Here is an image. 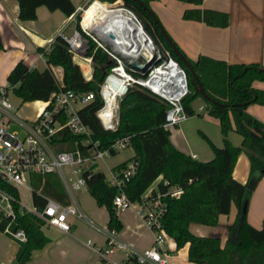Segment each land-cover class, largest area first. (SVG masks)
<instances>
[{"label":"trees","instance_id":"trees-1","mask_svg":"<svg viewBox=\"0 0 264 264\" xmlns=\"http://www.w3.org/2000/svg\"><path fill=\"white\" fill-rule=\"evenodd\" d=\"M115 1L93 0L92 8L80 23L88 25L92 19L110 10L101 2ZM118 1L121 6L134 13L144 31L159 47L168 49L178 65L185 70L188 93L181 99L184 112L187 115L193 114L191 103L195 98H200L206 103V114L219 122L223 143L219 148L210 145L214 153L211 159L199 161L172 145L169 131L162 127L166 102L136 83L128 86L119 100L116 128H102L95 117V111L102 105L98 96L99 85L109 73L111 63L107 53L81 32L78 23L80 13L75 12L71 0H16L17 18L33 20L38 5L45 6L49 11L57 9L66 17L75 13V29L86 39L84 54L91 57V77L84 79L67 43L60 35H55L47 49L37 48L45 59L46 67L42 70L28 68L19 61L8 71L6 85L21 102L44 101L58 89V82L50 69L58 66L62 71V87L75 92H94V98L81 107L78 114L83 123L89 126L92 139L99 141V149L109 148L117 139L128 137L129 147L134 155L127 160L136 162L134 174L123 187V192L130 201H138L140 195L158 177L160 178L156 187L162 192L171 185H178L183 189L178 197L165 196L162 199L166 209L161 224L165 233L174 240L176 247L187 245L188 260L197 264H264V217L261 226L253 228L247 223L245 214L248 196L257 180L264 175V124L246 112L250 103L264 106V90L252 85L253 81L264 82V67L256 63H227L203 54L191 60L180 51L201 84L205 94L203 96L199 93V85L191 70L181 63L161 35L158 22L141 5L142 3L150 9L148 0ZM177 1L194 6L185 8L181 18L202 21L211 27H224L229 22L225 12L199 7L202 0ZM119 9L116 7L111 10ZM124 69L132 76L140 74L129 69L126 63ZM229 131L237 132L241 136L239 145L233 146L229 142ZM51 144L57 151H68L76 147L82 151L86 149V146L81 145V136L66 129L56 132L52 136ZM240 152L245 153L250 164L245 183L235 181L231 175ZM127 160L112 168L120 169ZM87 169L83 173L85 188L94 202L106 209V226L118 231L121 224L111 200L119 191L115 186L106 183L105 176L96 171L94 164L88 165ZM164 181L167 185L162 183ZM30 187L31 202L36 208L44 207L45 197L62 204L69 203L64 186L56 174H31ZM4 188L14 198L11 203L14 211L12 227L21 228L26 236L24 243L19 244L13 264H25L31 257V252L40 249L48 239L41 230L42 220L29 212H19L16 188L9 184L4 185ZM232 203L236 207V217L231 224L226 225L227 232L222 245L218 236H199L190 231V224L216 226L218 216L228 213Z\"/></svg>","mask_w":264,"mask_h":264},{"label":"built area","instance_id":"built-area-1","mask_svg":"<svg viewBox=\"0 0 264 264\" xmlns=\"http://www.w3.org/2000/svg\"><path fill=\"white\" fill-rule=\"evenodd\" d=\"M112 4L106 5L109 7ZM116 7L123 8L132 16L141 30V40L134 41L128 38L122 40V38L98 35L88 28H83L80 19L78 20L81 32L107 53L111 63L109 73L99 85L98 96L102 105L95 111V117L102 128L114 130L117 125L121 85L126 84L128 87L136 83L166 102L167 108L164 112L165 119L162 127L169 131L187 118L181 100L188 93L185 70L178 65L168 49L159 47L144 31L134 13L120 4ZM74 18L72 20H75ZM59 35L67 43L73 59L78 63L87 64L89 71L83 77L89 79L92 72L91 57L84 54L85 37H82L76 29L67 36L62 32H59ZM124 63L129 69L138 71L140 74L132 76L124 69ZM118 68L126 73L128 79L114 91L108 85V80ZM57 84L58 89L54 90L46 100L41 101L42 106L37 108L32 119L18 116V107L9 101V95L12 94L9 86L0 88V223H4V233L18 244L24 243L26 236L21 228L12 227L14 211L11 203L14 198L4 185L9 184L17 191L18 187L29 190L31 187H28L27 183L30 185L31 174L53 173L57 175L67 194L71 196L74 191L85 187L83 173L88 170V165L96 166L112 152L116 153L120 148L129 146L128 137H121L110 144L109 148L99 149V141L92 139L89 126L83 123L78 114V110L94 98V92H75L62 87L61 82ZM108 97H112L110 102L106 101ZM201 109L202 107L199 108ZM12 122L19 126L22 132L21 137L9 130ZM63 129L80 135L81 145L86 146V149L82 151L76 147L68 151L55 150L51 144L52 136ZM135 167V161L127 160L120 169H110L105 181L119 191L111 200L115 213L132 209L152 234L151 244L139 252L133 248L132 243L120 240L114 229L106 227L103 231L106 238L103 246L95 245L91 239L85 242V245L96 253V264H168L169 251L165 245L168 235L161 224L166 206L162 199L165 196L178 197L183 189L178 185H171L163 192L158 189L148 190L140 195L138 201H130L124 194L123 187L134 174ZM162 183L167 185L165 181ZM18 205L20 213L29 212L42 220L44 226L64 232L70 229L66 219L68 216L84 219L94 226L76 202L62 204L45 197V205L41 207L40 212L34 206L28 208L20 204L19 200ZM116 252L122 253V261L113 259L112 256Z\"/></svg>","mask_w":264,"mask_h":264},{"label":"crops","instance_id":"crops-1","mask_svg":"<svg viewBox=\"0 0 264 264\" xmlns=\"http://www.w3.org/2000/svg\"><path fill=\"white\" fill-rule=\"evenodd\" d=\"M85 1L71 0L75 6V12L80 11ZM147 3L152 13L164 26L177 50L184 53L187 58L195 60L200 54H203L227 63H256L264 67V0H202L199 7L217 9L227 14L229 22L224 27H211L202 21L181 18L185 8L194 7L183 1L148 0ZM90 4L86 9L83 8V15L92 8ZM17 13L16 0H0V40L2 44L0 49V88L7 84L8 71L19 61H22L28 68L38 70L45 68V59L37 51V48H47L55 35H59V32L64 34V31L70 27V23L74 22L72 18L75 17V13L66 17L59 10L49 11L42 5L36 7L33 20H20L17 18ZM74 61L76 62V60ZM76 63L82 75L89 71L86 63ZM50 69L57 82H61V69L58 66H52ZM252 85L257 89L264 90V82L253 81ZM17 101L19 102L18 110L22 104H37L36 110L41 106V100H39L40 102H21L17 98ZM201 107L202 109L199 110ZM203 109L204 106L201 105L198 106L197 111L201 112ZM246 112L264 124V106L250 103L246 107ZM193 115L194 113L187 115L183 122L170 128L169 138L176 149L203 162L214 156L210 145L218 148L222 146V135L217 119L211 116L213 120L211 121L208 119L209 117H206L209 115L206 114L200 120H196ZM196 123L200 124L201 133L204 134L208 142L197 146L187 142L188 146L184 148L182 141L189 140V129L196 126ZM227 138L233 146L239 145L241 141V136L232 131H229ZM122 161L125 160L120 162ZM120 162L111 166L106 164L108 173L110 169H113V166ZM249 166L247 156L244 152H240L232 169V178L245 183ZM159 178H156L145 192L157 189L156 182ZM79 190L74 191L71 196L69 195L70 198L65 190L68 202H76L73 194ZM248 197L245 213L247 223L253 228H259L264 217V175L257 180ZM76 203L80 207L79 203ZM95 205L97 208H89V214H86L80 207L94 226L75 216L66 218L70 227L67 232L43 225L41 230L48 240L40 249L31 252V257L25 264H96L97 255L85 245V242L91 239L97 246L105 244L106 238L103 231L107 227L108 218L106 209L103 206H98L96 202ZM125 210H130V214L121 212L116 214L121 224V228L116 231L118 238L132 243L133 248L140 252L151 244L152 234L132 209ZM235 217L236 207L232 203L228 213L218 216L216 226L190 224L189 229L199 236H218L220 245H222L227 232L225 227L227 224H231ZM3 227L4 223L2 222L0 223V264H13L19 244L4 233ZM165 245L169 251L168 264H197L188 260L186 244L176 247L174 240L168 236ZM112 257L118 262L123 259L120 252L114 253Z\"/></svg>","mask_w":264,"mask_h":264},{"label":"rangeland","instance_id":"rangeland-1","mask_svg":"<svg viewBox=\"0 0 264 264\" xmlns=\"http://www.w3.org/2000/svg\"><path fill=\"white\" fill-rule=\"evenodd\" d=\"M86 0L83 3V7L82 10L79 11L80 16H79V21H81L82 18H84L86 14L83 15V8L86 9L87 6L91 3L93 0ZM90 4V5H91ZM108 4V3H106ZM120 3L119 1L114 2L112 5H110L108 8H115L116 6H118ZM91 9V8H90ZM89 9V10H90ZM88 10V11H89ZM83 15V16H82ZM155 18L158 20V24L160 25V27L162 28L163 32L167 35V32L165 31L164 26L161 24L160 20L157 18L156 15H154ZM75 19V18H74ZM74 22L70 23V27L67 28V30L64 31V35L67 36L69 34H71V32L73 31V29H75V23L76 21L73 20ZM81 24H83L81 22ZM83 27L88 28L89 29V25H85L83 24ZM9 101L12 105L14 106H19V102L17 101V98L13 95H9ZM205 101L200 99V98H195L193 100V102L191 103L192 108L194 109V115L193 117L196 118V120H200L202 118L203 115H206L205 110L203 109V111L199 112L197 111L198 106H205ZM36 106L37 104H26L20 107L19 110H17V114L19 117L22 118H27V119H32L34 116V112L36 111ZM39 106V105H38ZM202 114V115H201ZM201 115V116H200ZM208 119L212 120L211 116H206ZM195 120V119H194ZM193 121V120H192ZM9 130L12 132H15L17 134L18 137H21V130L19 128V126L16 123H11ZM237 133V132H235ZM238 134V133H237ZM189 140L184 142L182 141V139H180L183 142V146L184 148H186L188 146L187 142H189L191 145L193 146H197V145H202V143L207 144V140L204 137V134L201 133V126L200 124L196 123V126H192V128L189 129V135H188ZM134 155V152L132 151L131 147L127 146L125 148H120V150H117L115 154H110L106 157H104V160L99 161L97 163V166H95L96 171L101 172L105 177L108 176V170L106 168V164L107 165H114L117 162H120L121 160H127L130 157H132ZM28 187H30V185L27 183ZM74 197L76 199V202L79 203L81 209L87 214L89 208H97L95 205V202H93L92 197L89 195V193H87L86 188L79 190L77 192H75ZM18 197H19V203L31 208L33 206V203L31 202V189H26L24 187H18ZM68 198H70V196L68 195ZM121 213L124 214H130V210H123ZM89 214V213H88Z\"/></svg>","mask_w":264,"mask_h":264},{"label":"bare ground","instance_id":"bare-ground-1","mask_svg":"<svg viewBox=\"0 0 264 264\" xmlns=\"http://www.w3.org/2000/svg\"><path fill=\"white\" fill-rule=\"evenodd\" d=\"M88 25L89 29L98 35L111 36L115 39L122 38V40H125V38H128V40L133 39L134 41L142 39L140 28L137 27L132 16L125 12L123 8L119 10H107L103 15L92 19ZM81 26L83 27V24ZM126 79H128L126 73L118 68L114 75L109 77L108 85L112 90L116 91L119 85L125 82ZM111 100L112 97L106 99L107 102ZM40 105L42 106L41 102Z\"/></svg>","mask_w":264,"mask_h":264},{"label":"water","instance_id":"water-1","mask_svg":"<svg viewBox=\"0 0 264 264\" xmlns=\"http://www.w3.org/2000/svg\"><path fill=\"white\" fill-rule=\"evenodd\" d=\"M140 3V2H139ZM141 5L146 9L147 13L150 14V16L152 17V19H154L156 22H158V20L155 18L154 14L152 13V11L150 9H147L146 6L144 4L141 3ZM158 27H159V30H160V33L161 35H163L165 41H167V43L169 44L170 48L172 49V51H174L176 53V55L178 56V58L180 59L181 63L184 64L186 67H188L192 74H193V77L195 79V81L197 82V84L199 85V93L202 94L203 96L205 95L204 94V91L202 89V86L201 84L198 83V79L195 75V73L192 71V68L189 66L187 60L185 59L184 56H182V54L180 53V51L177 50V48L175 47L174 43L171 41L170 37L168 35H166L162 28L160 27V25L158 24ZM110 63V62H109ZM127 89V86L126 84H122L121 85V89H120V96H119V100L123 97V92ZM37 210L40 212L41 210V207L40 208H37Z\"/></svg>","mask_w":264,"mask_h":264}]
</instances>
